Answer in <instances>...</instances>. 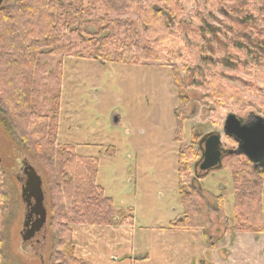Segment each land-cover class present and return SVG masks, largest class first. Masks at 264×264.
<instances>
[{"label": "trees", "instance_id": "obj_1", "mask_svg": "<svg viewBox=\"0 0 264 264\" xmlns=\"http://www.w3.org/2000/svg\"><path fill=\"white\" fill-rule=\"evenodd\" d=\"M71 1L6 0L0 8V113L9 118L11 129L46 171L53 242L49 264H91L76 257L72 226H132L134 216L132 211H121L116 222L114 201L98 185L99 159L80 156L74 147L59 144L60 93L52 117L34 110L36 72L45 53L53 57L65 53L102 64L185 61L192 85L206 100L217 101L238 115L255 105L241 88L252 93L260 90L236 74L264 82V0H200L214 23L202 12L185 17V6L198 0H95L88 5ZM95 4L104 16L96 15ZM124 14L137 19L110 18ZM90 23L98 30H90ZM74 37L85 47L86 56ZM176 80L182 88V80ZM193 155L184 150L179 155L185 215L172 227L206 232L212 224L210 207L196 185L202 176L197 174L193 180L189 175ZM226 158L236 170L234 225L229 226L222 198L216 199L215 213L226 233L263 234L264 171L254 170L244 156ZM4 190L5 174L0 169V197ZM2 246L0 237V264H5Z\"/></svg>", "mask_w": 264, "mask_h": 264}, {"label": "rangeland", "instance_id": "obj_2", "mask_svg": "<svg viewBox=\"0 0 264 264\" xmlns=\"http://www.w3.org/2000/svg\"><path fill=\"white\" fill-rule=\"evenodd\" d=\"M81 1L88 5L95 0ZM95 5L96 15L104 16L100 5ZM196 12L206 15L210 23L215 22L200 0L186 5L184 15L190 18ZM214 16L221 19L216 13ZM110 18L133 22L137 19L134 14L111 15ZM87 27L98 30L93 23ZM118 34L123 38L121 32ZM73 42L86 56V49L79 39L74 37ZM186 67L185 61L176 64H102L65 53L54 57L45 53L36 72L34 110L52 117L57 107L55 97L60 93L59 144L74 147L80 156L99 159L98 185L113 199L114 208L132 210L140 226L164 227L175 214L174 209L181 207L184 217L178 178L179 155L182 150L193 153L189 175L193 180L197 174L202 176L196 185L202 188L210 207L212 224L204 234L212 241H223V250L236 246L230 264H264V233L258 235V240L251 233L227 236L224 222L215 213L216 199L222 198L229 226L234 225L236 170L231 168L230 160L225 158L222 169L206 175L199 168L203 158L200 140L204 136L220 134L224 150L237 149V144L224 134L227 116L235 113L217 101L214 104L208 102L204 93L192 85ZM236 75L255 83L260 91L252 93L241 88L255 105L244 115H235L243 123L252 121L255 116L264 118V82L246 73ZM176 79L182 80V88ZM55 124L52 122V127ZM26 164L42 180L46 220L42 229L35 232L34 244L28 247L24 246L21 235L26 207L22 201V185L18 181L24 176ZM0 169L5 174V190L0 197V237L5 264H49L53 242L46 171L18 133L11 129L9 118L1 113ZM262 201L264 206V194ZM115 220L119 221L116 209ZM76 226H72L73 234ZM73 238L76 242L75 235ZM76 245L78 243H75L76 257L91 263L76 253ZM225 253L222 251L221 256Z\"/></svg>", "mask_w": 264, "mask_h": 264}, {"label": "crops", "instance_id": "obj_3", "mask_svg": "<svg viewBox=\"0 0 264 264\" xmlns=\"http://www.w3.org/2000/svg\"><path fill=\"white\" fill-rule=\"evenodd\" d=\"M182 209H174L169 223L161 228L140 226L134 214L132 226H76V253L93 264H230L236 246L223 250V241H212L201 230L172 227L182 218ZM252 235L259 239L260 234ZM222 251L227 252L224 257Z\"/></svg>", "mask_w": 264, "mask_h": 264}, {"label": "water", "instance_id": "obj_4", "mask_svg": "<svg viewBox=\"0 0 264 264\" xmlns=\"http://www.w3.org/2000/svg\"><path fill=\"white\" fill-rule=\"evenodd\" d=\"M6 0H0V8ZM119 123V119H116ZM224 134L237 144L236 150L223 148L222 136L211 133L200 140L203 152L199 164L200 171L209 174L223 167V160L228 156H244L253 165L254 170L264 171V118L255 116L252 121L243 123L235 114H229L224 125ZM18 181L22 185V201L26 207L24 230L21 233L24 246L34 244L35 232L42 229L46 222L43 216L45 196L42 180L32 167L26 164L24 176Z\"/></svg>", "mask_w": 264, "mask_h": 264}]
</instances>
